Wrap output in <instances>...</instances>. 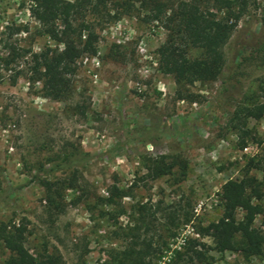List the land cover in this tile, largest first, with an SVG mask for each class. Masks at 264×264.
<instances>
[{
  "label": "rangeland",
  "instance_id": "obj_1",
  "mask_svg": "<svg viewBox=\"0 0 264 264\" xmlns=\"http://www.w3.org/2000/svg\"><path fill=\"white\" fill-rule=\"evenodd\" d=\"M246 2L215 81L187 83L178 96L158 64L165 31L144 23L138 10L97 23L95 54L76 60L70 95L54 101L31 82L29 55L12 51L38 53L55 43L38 33L27 2L0 0V222L22 220L31 253H57L63 264L110 262L109 254L132 245L134 227L142 233L137 206L150 203L144 238L160 250L150 264L178 234L186 239L176 252L195 240L201 253L181 264H264V247L259 257L218 253L197 233L221 216L223 183L239 180L247 160L264 149V112L245 120L254 138L245 148L233 116L239 106L263 102L264 0ZM23 26L27 32L10 28ZM159 157L180 163L152 178L146 160ZM249 174L264 189V172ZM259 205L253 226L264 232V199ZM7 257L0 247V264Z\"/></svg>",
  "mask_w": 264,
  "mask_h": 264
},
{
  "label": "trees",
  "instance_id": "obj_2",
  "mask_svg": "<svg viewBox=\"0 0 264 264\" xmlns=\"http://www.w3.org/2000/svg\"><path fill=\"white\" fill-rule=\"evenodd\" d=\"M23 1L28 3V14L37 23L38 33L48 37L56 46L46 47L38 53L18 50L12 54L15 57L29 55L27 64L31 82L40 83L43 97L54 101L70 95V76L76 60L83 55L95 54L97 23L113 22L138 10L144 23L157 22L165 31V39L157 50L158 64L163 74L171 76L178 96L187 83L213 82L223 68L222 48L247 6L246 0ZM10 28L17 33L27 32L26 26ZM190 52L194 54L192 57ZM260 90L263 102L239 106L233 112L240 121L237 128L239 148H245L246 139L254 140L244 127L245 120H258L264 112V87ZM158 159L146 160V170L152 178L167 173L180 163L176 157L169 164L163 162V157ZM180 168L185 171V164L182 163ZM251 170L264 172V149L247 160L239 180H227L220 187L221 216L215 222L197 228L201 237L211 239L215 252H238L245 258L262 255L264 232L254 227L253 222L260 212L259 202L264 199V189L249 174ZM42 186L46 192L50 191L48 182H43ZM110 201V198L106 200ZM136 212L144 225L143 234L138 233L139 227H134L132 245L115 255L109 254L110 262L102 264H150V257L157 252L160 254L159 248H152L150 240L144 238L149 229L150 203L140 204ZM237 212L241 213L239 219ZM27 236L28 230L22 220L0 222V247L8 252L7 259L1 264H63L57 253H31L25 246ZM196 246L195 240L188 241L182 252H175L169 264L192 262L193 258L201 256Z\"/></svg>",
  "mask_w": 264,
  "mask_h": 264
},
{
  "label": "built area",
  "instance_id": "obj_3",
  "mask_svg": "<svg viewBox=\"0 0 264 264\" xmlns=\"http://www.w3.org/2000/svg\"><path fill=\"white\" fill-rule=\"evenodd\" d=\"M190 236H195L197 237L196 234H193L192 232L189 233ZM185 239H186V236L184 234H178L174 240H172L168 246H167V249L162 253V255L157 259L156 263L155 264H166L172 253L173 252H176V251H179L181 249L182 246H184L185 244Z\"/></svg>",
  "mask_w": 264,
  "mask_h": 264
}]
</instances>
